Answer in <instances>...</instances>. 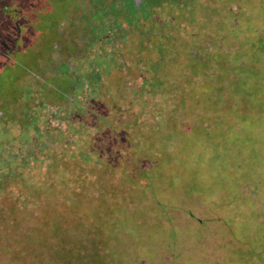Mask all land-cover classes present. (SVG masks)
I'll return each instance as SVG.
<instances>
[{
	"label": "rangeland",
	"instance_id": "obj_1",
	"mask_svg": "<svg viewBox=\"0 0 264 264\" xmlns=\"http://www.w3.org/2000/svg\"><path fill=\"white\" fill-rule=\"evenodd\" d=\"M0 264H264V0H0Z\"/></svg>",
	"mask_w": 264,
	"mask_h": 264
},
{
	"label": "flooded vegetation",
	"instance_id": "obj_2",
	"mask_svg": "<svg viewBox=\"0 0 264 264\" xmlns=\"http://www.w3.org/2000/svg\"><path fill=\"white\" fill-rule=\"evenodd\" d=\"M76 89H79V87L77 86Z\"/></svg>",
	"mask_w": 264,
	"mask_h": 264
}]
</instances>
